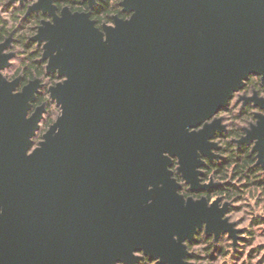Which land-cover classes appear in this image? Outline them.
<instances>
[{
    "label": "water",
    "instance_id": "1",
    "mask_svg": "<svg viewBox=\"0 0 264 264\" xmlns=\"http://www.w3.org/2000/svg\"><path fill=\"white\" fill-rule=\"evenodd\" d=\"M37 9L54 20L34 39L48 40L46 55L57 52L48 72L68 76L49 90L64 114L53 126L60 133L50 130L26 157L41 111L24 115L38 82L16 96L18 79L0 82V264H137L130 253L139 248L179 264L184 253L172 234L190 236L201 220L209 231L229 230L203 200L181 204L160 153L180 157L191 191L212 187L196 182L195 149L207 154L204 139L216 125L192 135L185 129L223 107L240 78L264 73V0H125L124 11L135 14L128 22L113 17L104 43L86 14L64 9L57 19L51 0L29 12ZM258 119L240 143L259 138V149ZM22 215L55 219L58 231L50 241L51 233L3 225Z\"/></svg>",
    "mask_w": 264,
    "mask_h": 264
},
{
    "label": "clouds",
    "instance_id": "2",
    "mask_svg": "<svg viewBox=\"0 0 264 264\" xmlns=\"http://www.w3.org/2000/svg\"><path fill=\"white\" fill-rule=\"evenodd\" d=\"M92 2L95 8L89 6V0H51V6L55 8L57 19L62 18L64 9L69 14H86L102 43L108 39L105 29L114 30L117 26L113 17L128 22L135 14L134 9L124 11L125 0ZM38 3L39 0H0V57H8L0 61L6 65L0 67V82L11 84L26 73L31 76V82H38L36 91L32 93L33 99L27 101L25 120L31 119L38 109L33 108L38 96L45 99L40 118L32 135L28 136V147L24 151L26 157L41 148L50 130L53 136L60 133V128L53 126L62 119L64 109L49 90L62 86L68 80L67 75H61L59 68L48 72L51 59L57 52L46 55L48 40L34 39L45 23L54 25L52 16L45 15L42 10L29 12ZM116 13L127 18L119 19ZM239 85L228 92L223 107L185 129L192 135L216 125L204 139V144L209 146L207 154L199 147L195 149L196 182L201 187L213 186L211 190L191 191L192 184L179 171L180 157L168 151L160 153L161 158L169 162L165 165V172L177 186L176 195L180 197L181 204L186 206L189 201L197 203L203 200L205 208L214 206L220 214L219 221L229 229L209 231L207 221L201 220L198 226L192 225L190 236L181 238L172 234L171 240L178 243L184 253L179 264H264V146L257 148L259 138H253L247 144L240 143L258 126V118L264 117V108L257 106L252 99L255 95L256 100L264 101V73L248 74L247 78L239 79ZM24 88L20 87L19 81L11 95L22 94ZM156 187L162 188L163 185L157 184ZM152 190L153 186L147 185L146 191ZM146 203L152 204V200ZM3 211L0 208V214ZM130 255L137 264H161L160 256L150 258L143 248L132 250ZM114 264H124V261L116 260Z\"/></svg>",
    "mask_w": 264,
    "mask_h": 264
},
{
    "label": "flooded vegetation",
    "instance_id": "3",
    "mask_svg": "<svg viewBox=\"0 0 264 264\" xmlns=\"http://www.w3.org/2000/svg\"><path fill=\"white\" fill-rule=\"evenodd\" d=\"M34 12V11H33ZM48 15V14H45ZM116 15L121 18V19H126L127 16L123 15V14H118L116 13ZM42 19L47 20V17H43ZM113 19V18H112ZM18 79V83L20 81V87L23 88L25 87L29 81H31V77L25 79L24 77H17ZM18 83L16 84V86L18 85ZM15 86V87H16ZM14 87V88H15ZM243 99V98H242ZM45 103V99L43 96H38L36 102L33 105V108H38L36 110L35 113H37V111H43V104ZM245 103H248L247 100H245ZM40 107V108H39ZM34 113V114H35ZM44 133L42 132L41 135H43ZM245 144V143H243ZM213 187V186H212ZM211 190V187L207 190H200V191H208ZM193 192H199V191H193ZM6 221H3V225L9 229L11 228H20L23 231H31V232H36L38 234H44V233H51V239L53 235L58 231V221L55 219L52 220H42L41 217H28L26 215H22L21 217H19V221H16L14 219H5Z\"/></svg>",
    "mask_w": 264,
    "mask_h": 264
},
{
    "label": "trees",
    "instance_id": "4",
    "mask_svg": "<svg viewBox=\"0 0 264 264\" xmlns=\"http://www.w3.org/2000/svg\"><path fill=\"white\" fill-rule=\"evenodd\" d=\"M82 7H86V5H83ZM95 8V7H94ZM99 11V9H97ZM118 14H121V13H118ZM39 75V73H38ZM31 76H29L27 73L25 74L24 78L27 79V78H30Z\"/></svg>",
    "mask_w": 264,
    "mask_h": 264
},
{
    "label": "rangeland",
    "instance_id": "5",
    "mask_svg": "<svg viewBox=\"0 0 264 264\" xmlns=\"http://www.w3.org/2000/svg\"><path fill=\"white\" fill-rule=\"evenodd\" d=\"M86 7H87V6H86ZM94 7H95V6H94ZM94 7H93V8H94ZM241 231H243V230H241Z\"/></svg>",
    "mask_w": 264,
    "mask_h": 264
}]
</instances>
